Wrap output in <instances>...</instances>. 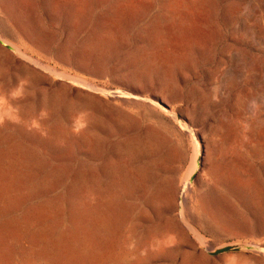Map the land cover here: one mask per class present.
Returning <instances> with one entry per match:
<instances>
[{
  "label": "rangeland",
  "instance_id": "1",
  "mask_svg": "<svg viewBox=\"0 0 264 264\" xmlns=\"http://www.w3.org/2000/svg\"><path fill=\"white\" fill-rule=\"evenodd\" d=\"M0 264H264V0H0Z\"/></svg>",
  "mask_w": 264,
  "mask_h": 264
},
{
  "label": "water",
  "instance_id": "2",
  "mask_svg": "<svg viewBox=\"0 0 264 264\" xmlns=\"http://www.w3.org/2000/svg\"><path fill=\"white\" fill-rule=\"evenodd\" d=\"M260 250L257 247L249 246V245H226L220 248L215 249L214 251H210L209 254L212 256H217L219 254H224L232 251H238V250Z\"/></svg>",
  "mask_w": 264,
  "mask_h": 264
}]
</instances>
